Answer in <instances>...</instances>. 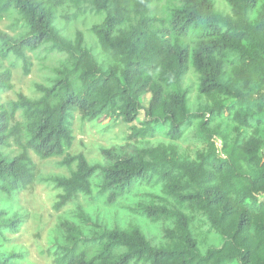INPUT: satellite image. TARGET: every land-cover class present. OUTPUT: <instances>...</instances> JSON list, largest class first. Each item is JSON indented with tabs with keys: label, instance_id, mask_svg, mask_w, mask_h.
<instances>
[{
	"label": "trees",
	"instance_id": "16d2710c",
	"mask_svg": "<svg viewBox=\"0 0 264 264\" xmlns=\"http://www.w3.org/2000/svg\"><path fill=\"white\" fill-rule=\"evenodd\" d=\"M164 1L0 0V20L15 14L17 30L15 36L0 30L1 58L20 60L25 76L30 54L56 64L50 85L36 86L40 98L19 94L9 106L0 103V192L16 195L35 184L34 157L61 158L70 176L53 179L62 190L57 211L79 195L92 196L99 177L109 206L142 185L160 186L173 200L130 209L172 224L159 245L139 227L102 228L85 238L64 224L65 244L53 252L57 264H264V0H226V14L215 0H173L158 8ZM90 13L103 17L89 30L99 53L82 31L69 38L59 27ZM190 63L200 98L212 101L196 113L183 88ZM12 89V70L0 64V97ZM77 115L84 122L132 125L130 141L155 138L161 128L179 141L197 123L207 150L192 159L164 145L103 149L108 164L91 165L84 154L70 153ZM24 221L21 213L0 208L1 235ZM209 235L218 241L207 245Z\"/></svg>",
	"mask_w": 264,
	"mask_h": 264
},
{
	"label": "rangeland",
	"instance_id": "374dc122",
	"mask_svg": "<svg viewBox=\"0 0 264 264\" xmlns=\"http://www.w3.org/2000/svg\"><path fill=\"white\" fill-rule=\"evenodd\" d=\"M167 1V3H166ZM173 0H165L162 7L168 6ZM218 11L226 14L230 8L226 0H215ZM64 11L62 13H66ZM16 15L9 14L0 20V30L9 35H17V30L12 29ZM103 17L92 13L82 16L77 21L69 22L63 20L59 24L61 30L69 38H74L77 31H82L85 36L86 45L95 47V53L100 52L97 38L89 30L94 24L100 23ZM31 74L24 75L22 62L15 59L13 55L2 59L0 64L12 70L13 89L4 92L0 97V103L9 106L16 101L19 94L29 98L38 99L41 94L37 91V85H50L53 78V68L56 66L54 60L42 61L32 56ZM61 56V55H58ZM190 70L183 82V88L189 90L188 108L190 113H196L205 105L212 103L207 98H200L198 91L199 76L190 63ZM149 97L145 99L147 104ZM231 103L227 101L226 104ZM18 118L21 115L18 114ZM75 143L70 151L71 155L84 154L91 165L106 166L108 163L101 154L103 149H115L119 152H136L148 147L159 145L172 146L179 154L186 158H195L199 152L207 150V145L197 137V123H194L185 132L179 141H171L165 135L166 128H161V134L155 138H148L139 141L128 140L132 125L102 118L94 122H84L77 115L74 121ZM218 152L223 153V141L220 137L215 139ZM14 152L19 153L20 149L13 146ZM264 152V150H263ZM38 166V176L35 184L28 190L16 195H6L0 192V208L7 212H18L25 217V221L17 231H4L0 234V264L7 261L8 264H57L53 256L57 245L65 244L64 224L75 225L81 230L83 237L89 238L106 230L120 227L129 229L139 227L153 245H159L163 241L165 229L171 228L169 222H150L148 219L138 217L130 210L140 203L161 204L166 199L170 203L173 200L164 194L160 186L142 185L132 194L121 198L118 202L109 206L106 203V195L100 194L101 177L93 180L94 188L92 196L79 195L73 202L57 211L55 205L59 201L62 190L56 187L53 179L58 177H69L70 170L61 166V158L38 159L34 157ZM264 198V197H263ZM129 208V209H128ZM88 218L89 222H82L80 216ZM206 227L203 232H207ZM207 245L217 242V237L209 235L203 237ZM15 254L17 257H11Z\"/></svg>",
	"mask_w": 264,
	"mask_h": 264
}]
</instances>
